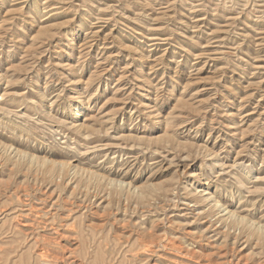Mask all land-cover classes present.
I'll return each instance as SVG.
<instances>
[{
  "label": "rangeland",
  "instance_id": "obj_1",
  "mask_svg": "<svg viewBox=\"0 0 264 264\" xmlns=\"http://www.w3.org/2000/svg\"><path fill=\"white\" fill-rule=\"evenodd\" d=\"M0 264H264V0H0Z\"/></svg>",
  "mask_w": 264,
  "mask_h": 264
},
{
  "label": "bare ground",
  "instance_id": "obj_2",
  "mask_svg": "<svg viewBox=\"0 0 264 264\" xmlns=\"http://www.w3.org/2000/svg\"><path fill=\"white\" fill-rule=\"evenodd\" d=\"M214 201H216V202H219V201H217V200H214ZM220 203V202H219ZM222 204V203H221ZM219 205V204H218ZM222 205H220V207H221ZM219 207V206H218ZM224 214H228V211L226 210V208L225 207H223L222 209H220Z\"/></svg>",
  "mask_w": 264,
  "mask_h": 264
}]
</instances>
